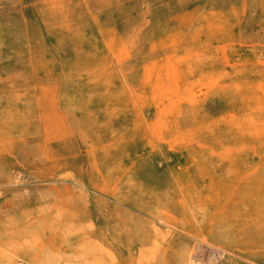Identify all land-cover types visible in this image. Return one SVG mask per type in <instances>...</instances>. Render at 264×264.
Returning a JSON list of instances; mask_svg holds the SVG:
<instances>
[{
  "label": "rangeland",
  "instance_id": "1",
  "mask_svg": "<svg viewBox=\"0 0 264 264\" xmlns=\"http://www.w3.org/2000/svg\"><path fill=\"white\" fill-rule=\"evenodd\" d=\"M0 264H264V0H0Z\"/></svg>",
  "mask_w": 264,
  "mask_h": 264
}]
</instances>
